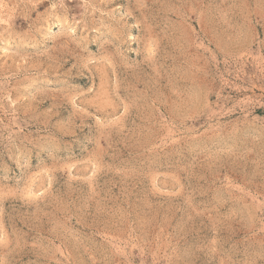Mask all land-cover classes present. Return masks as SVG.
I'll return each mask as SVG.
<instances>
[{
  "label": "rangeland",
  "instance_id": "1",
  "mask_svg": "<svg viewBox=\"0 0 264 264\" xmlns=\"http://www.w3.org/2000/svg\"><path fill=\"white\" fill-rule=\"evenodd\" d=\"M0 264H264V0H0Z\"/></svg>",
  "mask_w": 264,
  "mask_h": 264
}]
</instances>
